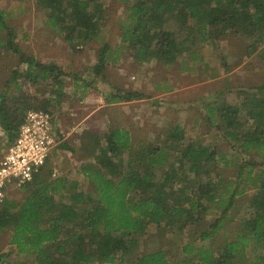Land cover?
<instances>
[{"label": "trees", "instance_id": "obj_1", "mask_svg": "<svg viewBox=\"0 0 264 264\" xmlns=\"http://www.w3.org/2000/svg\"><path fill=\"white\" fill-rule=\"evenodd\" d=\"M116 1L128 12L121 25V40L140 62L154 58L172 63L187 48L180 41L192 44L197 36L200 42H210L233 33L252 38V48L264 42V0ZM36 2L48 11L47 26L61 34L71 48L98 36V22L104 14L101 0ZM0 29L6 32L0 45L16 53L18 64L25 65L24 69L16 68L8 81L14 92L0 93V127L5 139L12 141L27 111H46L53 102L52 97L41 98L23 87L52 86L50 93L60 99L66 73L55 63H43L25 54L14 41V31L4 25L2 11ZM109 49L106 43L99 49L92 68L94 77L108 61ZM88 85H93L92 81L84 86ZM239 93L244 94L240 105L221 102L207 107L205 113L207 121L225 134L234 150V178L221 172V164H229L221 152L187 137L179 124L167 128L158 145L139 148H131L130 139L112 136L122 131L109 129L106 144L104 141L100 146L96 137L91 145L94 164L82 167L93 186L92 194L77 190L76 181L50 179L52 171L46 163L21 189L27 192L21 202L13 198L0 203V230L11 232L10 243L17 255L32 257L17 264L112 263L118 254L129 255L137 235L151 225L179 232L210 216L209 228L199 236L205 241L226 220H233L231 212L248 190L252 194L246 205L247 216L239 220L231 239L218 249L186 243L181 248L180 264H264V255L256 253L264 250V162L247 158L251 153L264 155V84ZM142 97V93L116 90L105 102ZM61 147L66 148L64 143ZM127 149L124 160L120 155ZM65 190L68 194L63 193ZM67 224H71L70 235L65 238L62 234ZM248 249L253 259L247 255ZM137 263L170 264L162 250L138 257Z\"/></svg>", "mask_w": 264, "mask_h": 264}, {"label": "rangeland", "instance_id": "obj_2", "mask_svg": "<svg viewBox=\"0 0 264 264\" xmlns=\"http://www.w3.org/2000/svg\"><path fill=\"white\" fill-rule=\"evenodd\" d=\"M101 3L104 14L98 22V36L82 46L71 48L61 34L47 26L48 11L36 0H0L4 25L14 31L17 46L43 63L57 64L66 73L62 78L60 99L50 93L54 89L52 86L43 85L37 89L26 84L23 87L41 98L53 99L46 111L52 116L58 144L47 163L49 170L56 171V176L50 179L59 177L76 181L77 190L92 194L93 186L81 172L83 166L94 164L91 145L96 137L101 142L100 146L104 141L106 144L109 129L116 130L130 119L135 126L132 137L122 132L112 136L132 140L131 148H139L143 144L158 145L166 129L179 124L187 137L202 144H211L221 152L229 163L227 166L221 164V172L234 178L235 166L231 164L234 150L225 134L207 121L205 113L207 107L221 102L240 105L244 97L240 90L250 91L253 86L264 84V42L252 48V38L233 33H226L210 42H200L197 36L192 44L180 41L181 46L187 48L172 63L164 64L154 58L140 62L134 59V50L121 40V25L128 15L125 5L116 0H101ZM5 35V30L0 29V40H4ZM104 43L110 47L109 59L100 74L94 77L92 68ZM24 67V64H18L16 53L0 45V93L4 90L14 92L13 84L8 81L16 68ZM90 81L93 85L84 86ZM116 90L144 95L130 100L133 114L129 115L128 101L122 104L105 102V98ZM5 140L0 127L1 146ZM63 143L66 148L61 147ZM128 154L127 149L120 156L125 160ZM247 158L264 162V155L258 153H251ZM63 193L68 194V191ZM26 194L21 190L12 194L10 199L21 202ZM251 194L248 190L238 198L231 212L233 220H226L225 225L208 240L202 241L199 236L209 228L213 220L210 216H205L197 226L179 232L170 227L163 229L151 225L145 233L137 235V243L130 248L129 255L120 257L118 254L112 263L96 260L90 264H138V257L158 250L166 253L170 264H180L183 258L181 248L186 243L218 249L234 235L239 220L247 216L246 205ZM70 226L64 227L63 237L70 235ZM10 239L8 229L0 230V264H17L32 259L17 255ZM256 253L264 255V250L258 249ZM249 257L253 259V254Z\"/></svg>", "mask_w": 264, "mask_h": 264}, {"label": "built area", "instance_id": "obj_3", "mask_svg": "<svg viewBox=\"0 0 264 264\" xmlns=\"http://www.w3.org/2000/svg\"><path fill=\"white\" fill-rule=\"evenodd\" d=\"M58 144L52 116L45 110H29L12 141L0 150V203L30 183L48 163ZM56 176V171L51 173Z\"/></svg>", "mask_w": 264, "mask_h": 264}, {"label": "crops", "instance_id": "obj_4", "mask_svg": "<svg viewBox=\"0 0 264 264\" xmlns=\"http://www.w3.org/2000/svg\"><path fill=\"white\" fill-rule=\"evenodd\" d=\"M102 99V98H101ZM102 102H103V99H102ZM126 101H124V102H117V104H122V103H125ZM130 102H132V101H128L127 103V105H128V108L130 107H132L133 105V103H130ZM98 107H100V108H102V105H99ZM131 110V112L129 113V115L130 114H133V109L131 108L130 109ZM129 110V111H130ZM128 119H130V118H128ZM130 122H132L131 121V119H130V121L129 120H127L126 121V123L125 124H121V126H119V127H117L116 129H118V130H120V131H122V132H127V134L129 135V136H131V134H132V132H134V130H135V126H134V124L132 125ZM132 137V136H131ZM132 141V140H131ZM81 172H82V169H81ZM82 174H83V172H82ZM84 175V174H83ZM85 177V176H84Z\"/></svg>", "mask_w": 264, "mask_h": 264}]
</instances>
